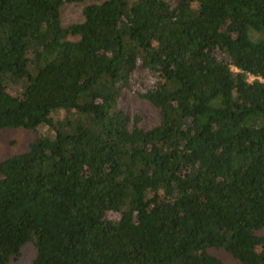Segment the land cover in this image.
Listing matches in <instances>:
<instances>
[{
    "label": "trees",
    "instance_id": "16d2710c",
    "mask_svg": "<svg viewBox=\"0 0 264 264\" xmlns=\"http://www.w3.org/2000/svg\"><path fill=\"white\" fill-rule=\"evenodd\" d=\"M249 75L264 80V0H0V131L35 134L0 158V264L28 244L30 264H264ZM128 93L155 127L129 124Z\"/></svg>",
    "mask_w": 264,
    "mask_h": 264
},
{
    "label": "rangeland",
    "instance_id": "374dc122",
    "mask_svg": "<svg viewBox=\"0 0 264 264\" xmlns=\"http://www.w3.org/2000/svg\"><path fill=\"white\" fill-rule=\"evenodd\" d=\"M167 1L172 5H176L178 2V0ZM62 21L64 24L82 22V6L66 5L62 10ZM8 90L15 96L23 95V89L17 85ZM122 105L127 112L130 125L133 124L135 114H140L142 116L141 126L145 129H151L158 124V112L148 103L143 102L128 93L124 96ZM45 131V126L38 128V132L41 134L45 133ZM34 135L35 134L26 132L22 129L0 131V158L9 157L11 155L25 151L29 144L34 140ZM214 254L220 258L224 264H240L224 251H215ZM35 255V248L31 244H28L22 249L20 258L16 261H12L9 264H30L35 258Z\"/></svg>",
    "mask_w": 264,
    "mask_h": 264
},
{
    "label": "built area",
    "instance_id": "2783aa9c",
    "mask_svg": "<svg viewBox=\"0 0 264 264\" xmlns=\"http://www.w3.org/2000/svg\"><path fill=\"white\" fill-rule=\"evenodd\" d=\"M234 71L236 72L237 70L234 69ZM255 80H258L259 82L264 83V80L260 77H254L252 75L248 76V82L252 83Z\"/></svg>",
    "mask_w": 264,
    "mask_h": 264
}]
</instances>
